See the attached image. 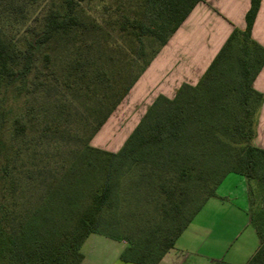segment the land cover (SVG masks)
<instances>
[{
  "label": "trees",
  "instance_id": "16d2710c",
  "mask_svg": "<svg viewBox=\"0 0 264 264\" xmlns=\"http://www.w3.org/2000/svg\"><path fill=\"white\" fill-rule=\"evenodd\" d=\"M83 1L65 0L64 11L50 10L41 30L24 48L0 36V94L13 88L28 89L37 77L35 52L58 36L71 37L76 47L65 83L74 79L80 88L93 86L95 91L99 85L104 100L109 90L113 92L108 106L102 101L106 111L89 128L85 150L74 155L67 168L62 165L65 175L50 182L49 190L59 204L50 207L51 217L45 222L32 223L19 200L21 183L16 176L22 170L17 164L18 152L0 161V181L5 182L0 191V223L16 264H81L82 245L93 233L125 241L123 262L158 264L204 205L218 197L219 186L230 174L242 175L250 183L252 224L259 247L248 264H264V208L257 206L252 188L254 183L264 187V150L253 145L255 116L264 100L253 87L264 67V47L252 36L261 0H251L245 30L232 32L200 81L195 86L183 84L173 98L159 96L116 153L89 144L203 0H140V8L125 17L118 30L128 42L138 44L135 55L142 64L135 74L128 68V77L119 79L114 71L120 74L122 66L115 69L108 61L91 60L92 51L105 46L88 40L95 24L76 15ZM145 41L153 48L148 57ZM233 58L239 66V83L226 76ZM162 103L167 104L163 111ZM40 123L42 133L62 132L54 121L40 122L34 114L26 121L22 116L13 121L10 143H21ZM124 180L127 200L136 204L129 210L117 200ZM118 211L133 221L135 232L130 225H122L124 233L128 231L124 236L102 230L103 220Z\"/></svg>",
  "mask_w": 264,
  "mask_h": 264
},
{
  "label": "rangeland",
  "instance_id": "374dc122",
  "mask_svg": "<svg viewBox=\"0 0 264 264\" xmlns=\"http://www.w3.org/2000/svg\"><path fill=\"white\" fill-rule=\"evenodd\" d=\"M64 1L10 0L13 3L9 5L7 0H0V36L19 48H24L41 30L44 18L50 10H65ZM139 3L140 0H84L76 8V15L81 20L95 24L94 32L88 36L90 38L88 40L104 43L105 46L103 49L95 48L91 60L108 61L113 63L115 69L122 66L120 74L114 71L115 79H119V76L126 77L130 70L128 68H132L131 71L135 74L138 66L142 64V60H138L135 55L138 44L128 42L118 30L125 17L133 15L140 8ZM70 38L58 36L39 47L35 52L34 74L37 77L28 89L13 88L0 94V161L7 155L18 152L17 164L22 170L16 176L21 183L18 189L21 192L19 200L25 204L29 218L35 225L48 220L51 217L48 213L50 207L59 204V200L56 201V197L49 190L50 182L65 175V167L67 168L74 159L73 156L85 150L84 141L89 135V128L94 127L106 111L104 105V108L101 106L102 101L107 106L112 101L110 99L113 92L109 90L104 100L99 85L95 91L93 86L90 89L84 85L80 88L74 79L65 83L68 64L75 58L76 52ZM145 42L148 57L153 48L149 41ZM109 43L112 46L109 47ZM130 47L135 51L133 52ZM47 55L50 61H46ZM238 69L237 61L233 58L227 69L229 70L227 78L239 83L241 78L238 76ZM149 72L145 76L148 81H142L143 73L91 140L90 147L112 153L118 152L148 108L159 96H163L157 95L161 74L153 72V69ZM100 107L103 109L98 111ZM166 107L167 104L162 103L160 110L163 111ZM32 114L38 116L40 122L54 121L62 132L42 133L43 125L40 123L36 132L29 133L18 145H12L10 132L13 121L22 116L28 121ZM4 183L0 181V191ZM127 186V180H124L117 198L120 207H125V210L136 206L127 200L125 193ZM253 189L257 206L260 204L263 206L264 187L254 183ZM127 219L118 211L103 220L102 230L109 234L124 236L128 235V231L124 233L122 225H130L135 232L133 221ZM9 246L8 235L0 223V264H16L13 253L8 249Z\"/></svg>",
  "mask_w": 264,
  "mask_h": 264
},
{
  "label": "crops",
  "instance_id": "0c3cea01",
  "mask_svg": "<svg viewBox=\"0 0 264 264\" xmlns=\"http://www.w3.org/2000/svg\"><path fill=\"white\" fill-rule=\"evenodd\" d=\"M251 0H203L190 13L151 69L161 74L158 94L173 98L183 84L195 86L235 29L245 30ZM253 39L264 47V0L252 30ZM264 98V67L253 83ZM253 145L264 150V100L256 116ZM253 188V186H252ZM250 183L230 174L158 264H248L259 247L252 224ZM264 206V205H263ZM125 241L93 233L82 245L81 264H134L121 260Z\"/></svg>",
  "mask_w": 264,
  "mask_h": 264
}]
</instances>
